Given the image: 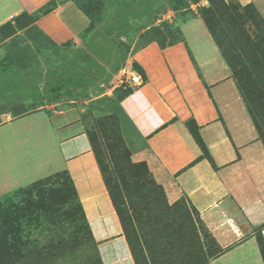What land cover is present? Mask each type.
I'll use <instances>...</instances> for the list:
<instances>
[{"label": "crops", "instance_id": "obj_1", "mask_svg": "<svg viewBox=\"0 0 264 264\" xmlns=\"http://www.w3.org/2000/svg\"><path fill=\"white\" fill-rule=\"evenodd\" d=\"M49 1L0 0V26ZM243 1L252 3L264 20V0ZM89 22L74 0H64L35 25L52 45L67 47L80 44ZM177 28L179 40L163 46L150 41L128 54L143 74L128 66L119 72H126L123 87H129L133 72L141 77L139 85H131L117 100L133 130L130 158L146 164L168 203L183 198L194 209L222 249L208 264H264L263 141L203 20L186 18ZM10 37L0 41V56ZM10 96L0 97V195L66 169L92 222L93 237L119 235L118 217L79 123L69 121L63 109L50 110L39 97L31 102ZM188 121L196 125L204 149ZM97 211L102 226L94 219ZM113 215L118 232L110 220ZM116 239L110 248L100 247L104 264L116 263L114 255L117 264H133L126 242Z\"/></svg>", "mask_w": 264, "mask_h": 264}, {"label": "rangeland", "instance_id": "obj_2", "mask_svg": "<svg viewBox=\"0 0 264 264\" xmlns=\"http://www.w3.org/2000/svg\"><path fill=\"white\" fill-rule=\"evenodd\" d=\"M77 1L92 10L95 18L77 46L43 43L44 38L34 29L17 30L20 33L12 34L3 45L0 97L6 94L31 102L39 97L51 105L50 110L63 109L68 120L79 123V129L93 140L107 177L118 186L122 197L118 208L125 222V231L121 227L119 235L94 236L102 264L100 247L110 248L118 237L126 242L133 264H208L217 247L196 212L183 198L175 204L165 202L143 167L129 163H136L130 158L133 130L117 104L126 75L119 72L125 66L135 70L129 53L149 41L168 43L178 38L179 21L203 16L233 65L232 75L264 140V23L250 2L243 0ZM28 19L20 17L21 26ZM11 33L1 28L0 41ZM24 218L21 233L29 242L18 252L20 257L14 254L17 247L11 235L5 234L0 224V264H81L86 260L87 244L69 246L73 242L67 237L70 230L52 225L53 216H40L39 223ZM97 218L102 226L99 211L94 214ZM60 238L61 251L47 248Z\"/></svg>", "mask_w": 264, "mask_h": 264}, {"label": "trees", "instance_id": "obj_3", "mask_svg": "<svg viewBox=\"0 0 264 264\" xmlns=\"http://www.w3.org/2000/svg\"><path fill=\"white\" fill-rule=\"evenodd\" d=\"M64 0H52L46 3L44 6L40 7L38 10L34 11L33 13H26L23 12L17 16L14 17L13 22H8L5 25L0 26V29H10L13 33H11L9 36H12L17 34V30H35L36 33H38L41 37L44 38L45 41L41 42H47L48 44H51V41L46 37V35L38 29V27L35 25V21L37 18L49 11H51L53 8L56 7V5L60 2H63ZM78 8L88 17L89 19V25L85 30L91 29L94 22L95 18L93 17L92 10L89 8H86L82 6L77 0H74ZM250 6L257 12L259 17L261 18L262 22L264 23V20L260 13L256 10L254 5L252 3H249ZM22 16H28V22L26 25L21 26V20L20 17ZM200 18L203 20L205 23L207 29L209 30L211 36L214 38L217 46L220 49V52L222 53V56L224 57L225 61L227 62L228 66L230 67L232 73H233V65L231 61L226 57V54L221 46V42L217 40L215 34L212 31V28L209 24L208 19H206L203 16H200ZM178 30V28H177ZM8 36V37H9ZM180 39V31L178 30V38L169 41L168 43H173L176 40ZM150 42V41H149ZM157 42V41H156ZM148 43V42H146ZM145 43V44H146ZM159 43V42H158ZM67 43L66 45H68ZM143 44V45H145ZM160 44V43H159ZM166 43H161L160 45H164ZM142 45V46H143ZM54 46V45H52ZM58 47V46H55ZM141 47V46H140ZM135 70L140 74L142 73V70L140 67H138L136 64H134ZM143 74V73H142ZM236 84L238 86V89L241 88L238 80L234 77ZM122 90V94L117 96V99L120 100L123 96L127 95L131 89L130 87H119ZM240 91V89H239ZM241 94V93H240ZM244 98V97H243ZM245 103V102H244ZM246 107L247 104L245 103ZM249 112V111H248ZM253 119V118H252ZM254 121V120H253ZM254 124L257 127V124L254 121ZM187 127L190 130L192 136L194 139L197 141V143L200 145L202 149H204L203 143L200 140V137L198 135L197 127L194 124L193 121H188L187 122ZM259 131V130H258ZM89 143L91 146V150L94 154V157L97 162L98 169L101 173L102 179L104 181V184L106 186L107 193L110 197L112 206L114 210L116 211V214L118 216V219L120 221L121 227L124 229L125 228V222L124 219L122 218L121 211L118 208L119 204L122 202V197L119 194V189L116 184H112L111 179H109L106 175L105 171V166L103 162L101 161L98 153L95 151L93 148V140L89 137ZM262 139V138H261ZM263 144L264 140L262 139ZM129 163L132 166H142L144 169V173L149 175L150 179L152 182L155 184L156 187L159 188L163 195V199L165 202V194L162 189V187L157 184L153 177L152 174L149 172L146 164L144 162H136L132 163L129 161ZM15 197H18V200L15 201ZM1 199L3 201H1ZM7 204L5 207L4 204ZM175 204V203H174ZM8 208H12L11 211H8ZM194 210V209H193ZM0 217L2 220L0 221V224L2 225V230L5 234L11 235V240L14 244V247L16 248L14 250V254L17 256H21L18 252L26 246V244L29 242L28 236L23 235L21 233V219L25 217L24 219L26 222L28 221H35L36 223H39V217L46 218L47 216H53V221L52 225H55V227L59 226L60 229L68 228L70 231L67 235V237L72 238V243L69 245L71 247H81L82 245L87 244L86 247V252L88 253L86 260H84L81 264H102L98 249H97V242L95 241L92 231L90 229L89 223L87 221V218L85 216L82 204L80 202V199L78 197L76 188L74 186V183L70 177L69 172L64 169L58 172H55L53 174H50L48 176L39 178L31 183H29L26 186L20 187L16 189L12 193H7L6 195H3L0 198ZM198 217V216H197ZM199 219V218H198ZM200 222H202L199 219ZM58 224V225H56ZM203 224V223H202ZM205 227V226H204ZM206 229V227H205ZM125 231V229H124ZM206 232L208 233L207 229ZM209 234V233H208ZM210 236V234H209ZM60 237V236H59ZM211 237V236H210ZM30 238V237H29ZM212 241L214 242L213 238L211 237ZM62 239H58L57 242H54L47 248H49L52 252L53 249H62L61 242ZM131 254L134 257V253L132 251L129 239H127ZM261 242V241H260ZM58 244V245H57ZM214 245L217 247V252L221 251L222 249L219 248L215 242ZM56 246V247H55ZM262 255L264 257V246L261 243L260 244ZM215 255V254H214ZM90 259V260H87Z\"/></svg>", "mask_w": 264, "mask_h": 264}, {"label": "built area", "instance_id": "obj_4", "mask_svg": "<svg viewBox=\"0 0 264 264\" xmlns=\"http://www.w3.org/2000/svg\"><path fill=\"white\" fill-rule=\"evenodd\" d=\"M128 80L130 81L129 87H131V85H139L141 83V77L137 72H133Z\"/></svg>", "mask_w": 264, "mask_h": 264}, {"label": "bare ground", "instance_id": "obj_5", "mask_svg": "<svg viewBox=\"0 0 264 264\" xmlns=\"http://www.w3.org/2000/svg\"><path fill=\"white\" fill-rule=\"evenodd\" d=\"M90 172H92V169L90 170ZM105 197V199H106V195L104 196ZM106 202H107V199H106ZM110 220H112V224H113V226L115 227V231H119L118 230V224H117V221H116V219H115V217H114V215L110 218ZM103 249V251H104V253L106 252V250H105V247H103L102 248ZM108 256V255H107ZM107 264H116V263H111V261H108V263Z\"/></svg>", "mask_w": 264, "mask_h": 264}]
</instances>
